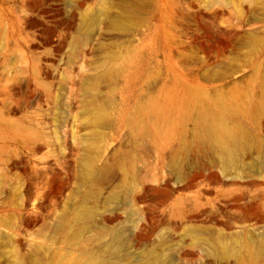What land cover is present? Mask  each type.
<instances>
[{
  "label": "rangeland",
  "instance_id": "obj_1",
  "mask_svg": "<svg viewBox=\"0 0 264 264\" xmlns=\"http://www.w3.org/2000/svg\"><path fill=\"white\" fill-rule=\"evenodd\" d=\"M116 1L0 0V264H264V0Z\"/></svg>",
  "mask_w": 264,
  "mask_h": 264
},
{
  "label": "bare ground",
  "instance_id": "obj_2",
  "mask_svg": "<svg viewBox=\"0 0 264 264\" xmlns=\"http://www.w3.org/2000/svg\"><path fill=\"white\" fill-rule=\"evenodd\" d=\"M115 7L117 8V11L115 14L110 15L107 17L106 23L113 26H121L124 23V19L129 16V10L131 9L132 3L125 2V1H116ZM209 132L213 135V139H215V142H221L229 139L232 137L230 131L227 129L226 126L223 125L221 120L215 121L213 118L210 121L209 124ZM227 157H231V154L228 153ZM85 211H77L75 213V217L81 218L84 216ZM111 218V217H110ZM114 217H112L109 220H113ZM115 219V218H114ZM245 219V218H244ZM258 222V221H256ZM196 227V226H195ZM194 226L192 227L195 228ZM108 228V226L106 227ZM191 229V228H190ZM203 233L207 234V229H202ZM78 235V232L72 234V238H76ZM80 235V233H79ZM83 251H85L83 249ZM21 256H18L17 254H13L12 258L9 260V264H21L23 261ZM29 258L32 257V260L35 259V256H27ZM114 257V256H111ZM153 257V256H152ZM54 264H120L119 262L112 261L111 258L108 260H102L95 258V256H87L84 253H80L79 255H73L71 253L64 254L61 259H58L54 262Z\"/></svg>",
  "mask_w": 264,
  "mask_h": 264
}]
</instances>
